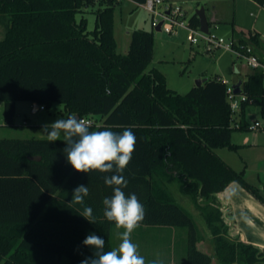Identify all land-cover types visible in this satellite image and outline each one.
<instances>
[{"label": "trees", "instance_id": "1", "mask_svg": "<svg viewBox=\"0 0 264 264\" xmlns=\"http://www.w3.org/2000/svg\"><path fill=\"white\" fill-rule=\"evenodd\" d=\"M119 0H0V102L3 124L13 126L16 102H36L43 109L53 102L78 117L92 118L90 131L109 129L122 133L131 128L137 140L123 171L125 194L135 193L145 206L140 223L145 226L183 227L186 230V264H264V249L228 239L216 193L235 181L264 204V196L216 152L235 149L231 135V110L226 84L208 77L185 93L166 84L156 67L147 70L153 56V33L142 28L130 32L126 53L117 52L114 7ZM141 3L145 0H131ZM264 6V0H254ZM87 9L95 14L87 29ZM199 25L196 13L189 17ZM210 27V24H209ZM247 34H251L248 32ZM232 37L260 44L258 33L246 37L232 27ZM247 99L245 108L259 106L264 119V79L250 70L240 80ZM110 88L107 95L105 89ZM63 140L0 138V264H81L93 255L83 245L89 234L105 240L112 250L114 222L103 218V199L113 194L104 176L94 170L77 172L68 163ZM179 180V191L200 210L213 238V254L197 247L199 229L165 186ZM88 186L85 205L93 209L96 223L69 204L78 185Z\"/></svg>", "mask_w": 264, "mask_h": 264}, {"label": "rangeland", "instance_id": "2", "mask_svg": "<svg viewBox=\"0 0 264 264\" xmlns=\"http://www.w3.org/2000/svg\"><path fill=\"white\" fill-rule=\"evenodd\" d=\"M174 1L182 6L187 17L201 7L205 9L208 16L212 4L218 5V10L222 16L226 15L229 19L233 17L237 30H242L246 34L249 31L257 32L260 38L264 40V9L253 6L248 0H223L218 3L216 0ZM81 15L86 18L87 29L92 30L95 14L91 9H87L82 14H77L76 18L79 19ZM151 17L152 14L149 11L136 5L131 0H119L114 7V37L118 42L117 51L121 54L126 53L132 30L142 28L152 31L153 56L147 70L152 67L158 68L164 74L169 88L178 93H185L195 84L196 80L201 78L219 77L230 83L245 78L247 66L244 61L238 60L229 51L217 49L214 52H207L202 44L191 45L186 39V30L183 28H178L172 33L156 30L151 26ZM209 31L225 38L232 37L229 22L216 25L210 24ZM69 115L72 114L60 102H53L49 107L33 112V107L29 106L28 101L20 100L16 103L13 126L5 127L2 125L3 113L0 108V128H2L5 136L25 137V131L31 128H42L45 124H51L57 119L67 118ZM255 118L264 123V119L260 116L259 106L256 104L247 105L245 120L249 123ZM23 122L24 124H22ZM178 183L179 180L176 178L164 180L165 186L170 190L175 200L191 214L199 229L200 240L197 247L212 255L213 238L204 223L203 216L191 199L179 191ZM121 231L123 229H117L116 226L111 228V238L116 246L121 242L117 236V233ZM131 236H133L131 237L132 241L139 244L140 248L144 250L141 255L146 262L153 259H162L164 264H186L185 228L139 226ZM228 236V239L234 240L233 235H230L229 228ZM234 261V264H238L237 258ZM210 264H218L217 259L212 257Z\"/></svg>", "mask_w": 264, "mask_h": 264}, {"label": "clouds", "instance_id": "3", "mask_svg": "<svg viewBox=\"0 0 264 264\" xmlns=\"http://www.w3.org/2000/svg\"><path fill=\"white\" fill-rule=\"evenodd\" d=\"M105 93L110 95V88H106ZM90 126L89 120L76 115L42 126L49 142L63 140L66 143L63 152L75 171L90 174L98 170L110 174L104 176V183L112 188L113 194L102 201L103 218L114 222L117 229H123L117 233L121 242L112 250L105 251V240L89 234L83 245L91 247L93 255L86 257L81 264H146L145 258L138 252L139 246L131 239L134 230L144 220L146 209L135 193L125 194L128 180L122 174L132 158L137 138L131 128L117 133L109 129L90 131ZM89 194L88 186L78 185L72 191L69 204L83 206L78 214L90 223H96L92 207L85 205V197ZM147 264H164V261L153 259Z\"/></svg>", "mask_w": 264, "mask_h": 264}, {"label": "crops", "instance_id": "4", "mask_svg": "<svg viewBox=\"0 0 264 264\" xmlns=\"http://www.w3.org/2000/svg\"><path fill=\"white\" fill-rule=\"evenodd\" d=\"M222 1L223 0H216L217 3ZM248 1H250L253 6H259L261 9H264V6L256 1ZM211 8V12L208 16L205 13L209 24L216 25L222 22H229V25H231V31L233 27L236 32L244 33L242 30H237L235 28L233 17L232 19H229L226 15H221L218 10V5L212 4ZM1 27L2 26L0 25V38L3 35V27L2 29ZM117 46L118 42L116 40V49ZM247 70L249 69L247 68ZM234 83L236 82H233V84ZM28 104L29 106H32V103L29 101ZM0 108L3 113L1 102ZM39 109L40 108L38 107L33 112H37ZM254 120L259 119L255 118ZM249 123L245 120V127H243V129H236V132H232L231 142L236 145L235 149L219 147L215 149V152L233 169L236 171H242L245 180L257 187L264 196V130H249L246 127ZM22 124H24V122ZM2 125L5 126L3 123ZM0 129V138H46L42 132V128H31L30 130L25 131V137L5 136L3 135L2 128ZM216 197L219 202L222 218L228 225L230 235H233V239L250 243L264 249V204L235 181L229 183L224 190L216 193ZM137 245L139 246L138 252L141 255L144 253V250L140 248L139 244ZM113 247H117L116 244L113 243ZM60 262L61 264H68V260L65 258H61Z\"/></svg>", "mask_w": 264, "mask_h": 264}, {"label": "built area", "instance_id": "5", "mask_svg": "<svg viewBox=\"0 0 264 264\" xmlns=\"http://www.w3.org/2000/svg\"><path fill=\"white\" fill-rule=\"evenodd\" d=\"M136 5L142 6L152 14L151 26L166 33H172L178 28L186 30V39L191 45L202 44L207 52H214L217 49L229 51L238 60L244 61L249 70L259 71L264 79V40L259 36L260 44L256 45L251 41L241 42L233 37L225 38L218 36L211 31L203 32L199 25L193 26L189 22V17L182 6L174 0H145ZM251 34H246L248 38ZM219 78V77H218ZM221 79V78H220ZM222 80V79H221ZM226 84V99L231 110V126L235 129H240L242 123L240 120L241 103L247 99L246 94L234 91L233 83L227 80H222ZM43 109V106H39ZM94 123L92 118L81 117ZM246 127L249 130H264V123L259 120H253Z\"/></svg>", "mask_w": 264, "mask_h": 264}, {"label": "water", "instance_id": "6", "mask_svg": "<svg viewBox=\"0 0 264 264\" xmlns=\"http://www.w3.org/2000/svg\"><path fill=\"white\" fill-rule=\"evenodd\" d=\"M195 13H196V15H197V17L199 19V28H200V30L203 31V32H208V30H209V22H208V20L206 18L204 8L201 7L200 9H197L195 11ZM155 29L159 30V26H157ZM206 80H207V78L198 79V80H196L195 85L199 86V85L203 84ZM240 83H241V81L239 80V81H237L236 83L233 84L234 91L236 93H238L239 90H240V87H239ZM32 106L35 109L38 108V104L36 102H33Z\"/></svg>", "mask_w": 264, "mask_h": 264}]
</instances>
